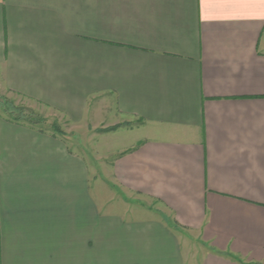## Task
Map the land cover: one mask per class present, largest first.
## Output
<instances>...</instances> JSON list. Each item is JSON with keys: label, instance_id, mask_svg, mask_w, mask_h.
<instances>
[{"label": "crops", "instance_id": "1", "mask_svg": "<svg viewBox=\"0 0 264 264\" xmlns=\"http://www.w3.org/2000/svg\"><path fill=\"white\" fill-rule=\"evenodd\" d=\"M2 93L134 136L0 114V264H264V0H0Z\"/></svg>", "mask_w": 264, "mask_h": 264}, {"label": "rangeland", "instance_id": "2", "mask_svg": "<svg viewBox=\"0 0 264 264\" xmlns=\"http://www.w3.org/2000/svg\"><path fill=\"white\" fill-rule=\"evenodd\" d=\"M6 100L11 101L16 107H19L23 110V113L28 116V114H32L31 118L35 121L31 125L35 126L36 128L49 131L53 135L59 137H68L71 142H73V149L84 153L88 160V170H89V187L93 190L92 193L98 194L101 198L107 197L110 198L111 196L107 195L113 190V182H112V175H111V164L114 157L117 155L114 151L106 150L118 141L122 143H131L134 135H128L125 133H118L113 135L112 132L115 131L119 126H126L127 123L120 122L119 124L113 126H96L94 120H90L88 123V129L85 130L84 128H73L67 120L58 115V113L52 111L49 108L41 104H37L33 101H29L25 98H20L14 94L9 93H2L0 94V102L4 103ZM5 107L0 106V114L4 115L5 117H11V112L5 111ZM22 117V116H21ZM22 121L28 120L25 117L21 118ZM92 121V122H91ZM108 122H114L115 118H110L107 120ZM30 122V121H29ZM28 122V123H29ZM126 124V125H125ZM30 125V126H31ZM123 138V141L122 139ZM113 147V146H112ZM116 191V190H115ZM123 191V190H122ZM113 192V191H112ZM117 192V191H116ZM121 192V191H120ZM122 193V192H121ZM120 193V194H121ZM122 195V194H121ZM98 198V197H97ZM96 199V197H95ZM94 199V200H95ZM93 202V200H92ZM91 202V204H93ZM137 206H145L141 202H135ZM135 204V205H136ZM90 205V204H89ZM147 206L154 205L153 201L151 204L147 203ZM91 206V205H90ZM133 207V205H132ZM92 208V206H91ZM89 214V237L95 234V221H96V213H94V208ZM94 248L89 246V253L92 252Z\"/></svg>", "mask_w": 264, "mask_h": 264}, {"label": "trees", "instance_id": "3", "mask_svg": "<svg viewBox=\"0 0 264 264\" xmlns=\"http://www.w3.org/2000/svg\"><path fill=\"white\" fill-rule=\"evenodd\" d=\"M13 103L11 102V101H9V100H6L4 103H2V102H0V106H3V107H5V111H9V112H11V114L12 115H14V113H15V115L14 116H12L13 118H9V117H7V119H9V120H11V121H14V122H21V123H27V124H32V123H34L35 121L31 118L32 116V114L30 113V114H28V116H26L24 113H23V110L22 109H20L19 107H16V106H14V105H12ZM25 117L27 120H28V122L27 121H22L21 120V118L22 117ZM33 126V125H32Z\"/></svg>", "mask_w": 264, "mask_h": 264}]
</instances>
